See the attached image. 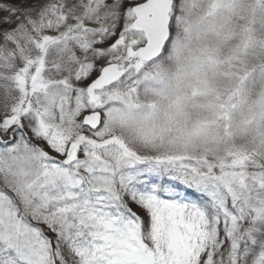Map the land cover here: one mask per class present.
I'll use <instances>...</instances> for the list:
<instances>
[{
    "label": "snow or ice",
    "instance_id": "1",
    "mask_svg": "<svg viewBox=\"0 0 264 264\" xmlns=\"http://www.w3.org/2000/svg\"><path fill=\"white\" fill-rule=\"evenodd\" d=\"M0 264H264V0H0Z\"/></svg>",
    "mask_w": 264,
    "mask_h": 264
}]
</instances>
